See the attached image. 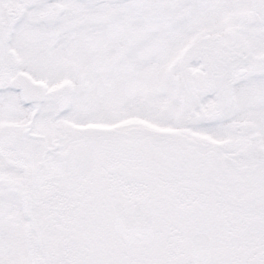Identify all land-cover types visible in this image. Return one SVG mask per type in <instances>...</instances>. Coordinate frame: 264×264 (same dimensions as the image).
<instances>
[{"label":"snow or ice","instance_id":"6c2138e0","mask_svg":"<svg viewBox=\"0 0 264 264\" xmlns=\"http://www.w3.org/2000/svg\"><path fill=\"white\" fill-rule=\"evenodd\" d=\"M0 264H264V0H0Z\"/></svg>","mask_w":264,"mask_h":264}]
</instances>
